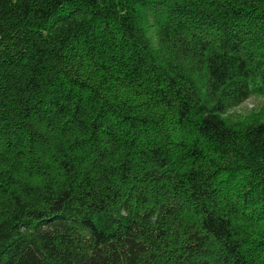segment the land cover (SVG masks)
<instances>
[{"label":"trees","instance_id":"obj_1","mask_svg":"<svg viewBox=\"0 0 264 264\" xmlns=\"http://www.w3.org/2000/svg\"><path fill=\"white\" fill-rule=\"evenodd\" d=\"M264 0H0V264H264Z\"/></svg>","mask_w":264,"mask_h":264},{"label":"rangeland","instance_id":"obj_2","mask_svg":"<svg viewBox=\"0 0 264 264\" xmlns=\"http://www.w3.org/2000/svg\"><path fill=\"white\" fill-rule=\"evenodd\" d=\"M233 113L241 118L258 117L264 118V85L258 87L252 93L250 99Z\"/></svg>","mask_w":264,"mask_h":264}]
</instances>
